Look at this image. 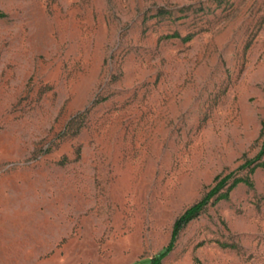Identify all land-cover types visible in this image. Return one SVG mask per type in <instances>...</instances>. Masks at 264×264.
I'll use <instances>...</instances> for the list:
<instances>
[{
    "label": "rangeland",
    "instance_id": "rangeland-1",
    "mask_svg": "<svg viewBox=\"0 0 264 264\" xmlns=\"http://www.w3.org/2000/svg\"><path fill=\"white\" fill-rule=\"evenodd\" d=\"M0 12V264H264V0Z\"/></svg>",
    "mask_w": 264,
    "mask_h": 264
},
{
    "label": "trees",
    "instance_id": "trees-1",
    "mask_svg": "<svg viewBox=\"0 0 264 264\" xmlns=\"http://www.w3.org/2000/svg\"><path fill=\"white\" fill-rule=\"evenodd\" d=\"M4 14L0 12V18L3 17ZM173 37H179L178 35H173ZM264 156V141L262 145V149L254 160H250L248 163H246L241 169L252 167L254 166L258 161H260ZM264 165V164H263ZM234 176L233 173H230L223 177L214 188L210 190V192L206 195L204 199H202L200 202L196 203L189 209H187L182 216H180L173 227V232L171 236V240L169 244L164 247L159 253H157L155 256L144 259L141 261H138L134 264H162L163 260L173 251L177 238L180 234V232L193 220L195 219L201 211L210 203V201L225 187V185L232 179ZM242 180H236L234 182V185L241 182Z\"/></svg>",
    "mask_w": 264,
    "mask_h": 264
}]
</instances>
